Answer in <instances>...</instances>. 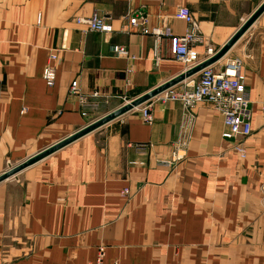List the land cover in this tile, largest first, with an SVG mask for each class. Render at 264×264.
<instances>
[{"label": "crops", "instance_id": "1", "mask_svg": "<svg viewBox=\"0 0 264 264\" xmlns=\"http://www.w3.org/2000/svg\"><path fill=\"white\" fill-rule=\"evenodd\" d=\"M263 2L0 0V162L82 128L93 102L108 113L186 70L156 62L155 39L130 22L135 12L180 35L187 24L174 14L187 7L205 60ZM94 14L113 30L77 22ZM237 58L251 99L245 159L208 102L187 110L149 100L153 122L132 110L0 183V264H89L101 246L102 264H264V12L211 67ZM176 152L183 157L159 163Z\"/></svg>", "mask_w": 264, "mask_h": 264}, {"label": "built area", "instance_id": "2", "mask_svg": "<svg viewBox=\"0 0 264 264\" xmlns=\"http://www.w3.org/2000/svg\"><path fill=\"white\" fill-rule=\"evenodd\" d=\"M142 13L135 12L130 18V22L134 26H141L143 34L150 35L155 39L153 57L156 62L171 59L184 64L188 70L203 61L199 59L193 46L197 42H202L204 36L197 20L187 7H181L174 14L175 18L183 20L187 24L184 33L180 35L174 33L167 25L146 26L147 19ZM77 22L86 24L88 30L95 32L106 33L113 30L110 17L105 15L94 14L87 18L79 17ZM215 52L213 47L209 45L207 58ZM224 66L225 71H217L211 66L205 67L197 74L196 78L186 79L151 100H158L163 103L179 101L187 110L195 108L202 102H208L223 118L225 130L222 136L233 140L234 152L241 159H245L247 157L245 139L252 134L250 91L242 73V61L240 59L228 60ZM43 78L49 86L54 84L55 72L50 66L44 69ZM70 91L72 94L77 92L76 81L72 82ZM93 95L98 98L101 94L99 91H95ZM130 100L125 99L121 105L130 102ZM148 102L135 108V110H139L145 123L154 121L151 105ZM91 105L97 107L98 102H93ZM141 148L142 146H138V149ZM181 157L183 155L176 152L172 159L162 160L159 163L167 165L181 159ZM123 192L126 194L128 190ZM104 255L105 247L101 246L96 262L89 264H102Z\"/></svg>", "mask_w": 264, "mask_h": 264}, {"label": "water", "instance_id": "3", "mask_svg": "<svg viewBox=\"0 0 264 264\" xmlns=\"http://www.w3.org/2000/svg\"><path fill=\"white\" fill-rule=\"evenodd\" d=\"M264 12V2L253 12V14L243 22L235 34L212 56L201 61L196 66L185 70L184 72L174 76L173 78L163 82L162 84L156 86L155 88L133 98L130 102L120 105L116 109L108 112L107 114L93 119L91 122L83 126L82 128L76 130L75 132L69 134L63 139L51 144L50 146L36 152L35 154L29 156L25 160L15 165L8 163V168L0 173V183L15 177L22 170L28 168L29 166L43 160L54 152L62 149L63 147L71 144L72 142L86 136L87 134L99 129L100 127L108 124L109 122L125 115L126 113L132 111L133 109L141 106L142 104L153 99L160 93L166 91L167 89L176 86L177 84L189 79L196 74H198L205 67L211 66L220 60H222L233 45L244 35V33L254 24L258 17ZM221 71H225V66L221 68Z\"/></svg>", "mask_w": 264, "mask_h": 264}, {"label": "rangeland", "instance_id": "4", "mask_svg": "<svg viewBox=\"0 0 264 264\" xmlns=\"http://www.w3.org/2000/svg\"><path fill=\"white\" fill-rule=\"evenodd\" d=\"M130 100V98H123L122 102H125L124 100ZM147 103V102H146ZM145 104V103H144ZM142 104V105H144ZM106 106H108L107 104H99L92 112V118L95 119L97 117H101L102 115H104L105 113H107V109ZM135 110V109H133ZM120 118V117H119ZM119 118L115 119L118 120ZM113 122V121H112ZM27 157V152L26 151H20L19 153H14L13 156L10 158V162L11 164L15 165L17 163H20L21 161L25 160ZM8 168L7 165V161L5 160V162H0V173H2L4 170H6ZM15 177H11L10 179L7 180H14ZM6 182V181H4Z\"/></svg>", "mask_w": 264, "mask_h": 264}]
</instances>
